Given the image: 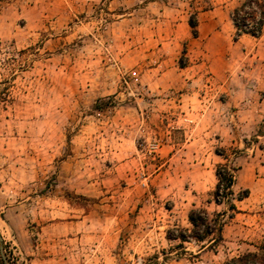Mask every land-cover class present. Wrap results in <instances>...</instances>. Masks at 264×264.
I'll use <instances>...</instances> for the list:
<instances>
[{
  "label": "rangeland",
  "instance_id": "1",
  "mask_svg": "<svg viewBox=\"0 0 264 264\" xmlns=\"http://www.w3.org/2000/svg\"><path fill=\"white\" fill-rule=\"evenodd\" d=\"M197 8L206 0H0V264H224L257 252L258 103L229 107L211 73L178 102L184 92L155 85L164 66L150 71L170 56V13ZM246 11L249 28L261 8ZM234 121L249 128L235 134ZM219 164L233 170L236 211L213 202ZM193 208L223 214L215 248L173 239Z\"/></svg>",
  "mask_w": 264,
  "mask_h": 264
},
{
  "label": "crops",
  "instance_id": "2",
  "mask_svg": "<svg viewBox=\"0 0 264 264\" xmlns=\"http://www.w3.org/2000/svg\"><path fill=\"white\" fill-rule=\"evenodd\" d=\"M246 1L206 0L207 8H197L190 15H182L178 11L170 13V56L160 62L157 68L150 70L156 71L164 66L165 72L155 78V85L171 94L184 92L179 94L181 99L170 101L174 103L177 99L183 103L189 95H195L194 86L206 87L204 83L208 80L205 76L211 73L213 91L226 92V104L229 107L241 106L245 110L248 104L258 103L260 110L256 111L261 112V115L257 117L264 118V23L258 37L245 33L236 36L232 21L233 11ZM259 1L264 4V0ZM192 15L196 21V36H192L188 24ZM181 56L187 59L185 67L177 66ZM189 72H192L191 76ZM241 103L245 104L242 106ZM249 113L235 111L233 117L242 116L245 119ZM211 117L213 120L218 119V113L213 111ZM249 124L244 122L242 126L234 121L232 131L237 133L234 126L245 131ZM211 125L212 129L218 127L214 122Z\"/></svg>",
  "mask_w": 264,
  "mask_h": 264
},
{
  "label": "trees",
  "instance_id": "3",
  "mask_svg": "<svg viewBox=\"0 0 264 264\" xmlns=\"http://www.w3.org/2000/svg\"><path fill=\"white\" fill-rule=\"evenodd\" d=\"M259 5L261 11L259 13L260 20L253 22L251 28L247 27V18L249 14L246 8L250 5ZM240 14V15H239ZM252 21V19H249ZM232 21L236 28V36L241 33L249 34L253 37H258L261 34V29L264 23V6L259 0H247L244 5L235 9L232 13ZM189 27L192 36H196V21L194 15L189 17ZM216 185L212 193L213 202L216 205L226 204L227 209L236 211L234 204L230 202L232 197V185L234 184L233 170L228 165H217L215 168ZM247 191L239 197L238 200L245 198ZM187 221L190 225L189 229L175 231L173 239L179 241L178 246L183 249V243L193 241L199 245L200 251L205 249H213L223 242L222 230L224 226L223 214H209L203 208H193L188 212ZM257 252H248L232 259H229L224 264H264V235L261 244L256 248Z\"/></svg>",
  "mask_w": 264,
  "mask_h": 264
},
{
  "label": "built area",
  "instance_id": "4",
  "mask_svg": "<svg viewBox=\"0 0 264 264\" xmlns=\"http://www.w3.org/2000/svg\"><path fill=\"white\" fill-rule=\"evenodd\" d=\"M246 10H250V8L248 9V8H246ZM252 26H249V28H251Z\"/></svg>",
  "mask_w": 264,
  "mask_h": 264
},
{
  "label": "water",
  "instance_id": "5",
  "mask_svg": "<svg viewBox=\"0 0 264 264\" xmlns=\"http://www.w3.org/2000/svg\"><path fill=\"white\" fill-rule=\"evenodd\" d=\"M1 239V238H0ZM0 251H1V247H0Z\"/></svg>",
  "mask_w": 264,
  "mask_h": 264
}]
</instances>
